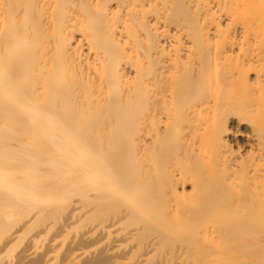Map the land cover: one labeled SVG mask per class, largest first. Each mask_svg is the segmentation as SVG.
Here are the masks:
<instances>
[{
	"label": "bare ground",
	"instance_id": "1",
	"mask_svg": "<svg viewBox=\"0 0 264 264\" xmlns=\"http://www.w3.org/2000/svg\"><path fill=\"white\" fill-rule=\"evenodd\" d=\"M159 253L264 264V0H0L2 264Z\"/></svg>",
	"mask_w": 264,
	"mask_h": 264
},
{
	"label": "rangeland",
	"instance_id": "2",
	"mask_svg": "<svg viewBox=\"0 0 264 264\" xmlns=\"http://www.w3.org/2000/svg\"><path fill=\"white\" fill-rule=\"evenodd\" d=\"M217 241V240H216ZM215 241V245H217V244H219L220 242H216ZM160 255H162V254H156V255H154V254H152L149 258H148V260H147V262H146V264L148 263V264H152V262H156L157 260H159L160 258H161V256ZM10 255L8 254V255H6V256H4V258H1L0 259V264H2L4 261H5V259L7 258V257H9ZM153 256H155V257H153ZM154 260H153V259ZM156 258V259H155ZM152 259V260H151ZM150 261V262H149Z\"/></svg>",
	"mask_w": 264,
	"mask_h": 264
}]
</instances>
